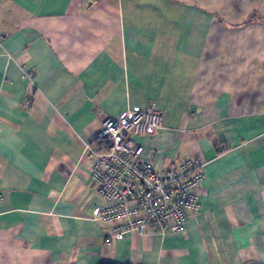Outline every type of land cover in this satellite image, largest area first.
<instances>
[{
  "label": "crops",
  "instance_id": "1",
  "mask_svg": "<svg viewBox=\"0 0 264 264\" xmlns=\"http://www.w3.org/2000/svg\"><path fill=\"white\" fill-rule=\"evenodd\" d=\"M0 36V264H264V0H5ZM152 103L201 211L107 246L86 147Z\"/></svg>",
  "mask_w": 264,
  "mask_h": 264
},
{
  "label": "built area",
  "instance_id": "2",
  "mask_svg": "<svg viewBox=\"0 0 264 264\" xmlns=\"http://www.w3.org/2000/svg\"><path fill=\"white\" fill-rule=\"evenodd\" d=\"M162 127L163 115L152 103L148 110L106 119L97 140L86 147L99 197L91 219L111 226L107 246L130 233L144 236L149 228L159 234L184 233L187 223L201 211L206 164L200 158L162 169L144 159L143 138Z\"/></svg>",
  "mask_w": 264,
  "mask_h": 264
},
{
  "label": "rangeland",
  "instance_id": "3",
  "mask_svg": "<svg viewBox=\"0 0 264 264\" xmlns=\"http://www.w3.org/2000/svg\"><path fill=\"white\" fill-rule=\"evenodd\" d=\"M112 119H113V118H112ZM86 154H87V156H89L88 153H87V150H86Z\"/></svg>",
  "mask_w": 264,
  "mask_h": 264
},
{
  "label": "trees",
  "instance_id": "4",
  "mask_svg": "<svg viewBox=\"0 0 264 264\" xmlns=\"http://www.w3.org/2000/svg\"><path fill=\"white\" fill-rule=\"evenodd\" d=\"M102 264H110V263H102Z\"/></svg>",
  "mask_w": 264,
  "mask_h": 264
}]
</instances>
